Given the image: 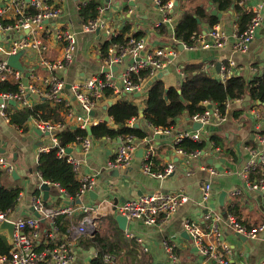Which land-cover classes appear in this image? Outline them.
Listing matches in <instances>:
<instances>
[{
	"label": "crops",
	"instance_id": "1",
	"mask_svg": "<svg viewBox=\"0 0 264 264\" xmlns=\"http://www.w3.org/2000/svg\"><path fill=\"white\" fill-rule=\"evenodd\" d=\"M83 1L63 0L62 14L56 21V27L69 25L78 28L82 23L79 20L78 11ZM133 1L134 5H129L127 0H110L109 2L100 0L99 6L103 7V21L106 22L108 28L115 30L126 22H130L132 32L136 30L142 32L140 38L145 40L147 49L171 48L173 55L158 70L165 72L161 79L167 86L177 85L180 78L185 75V66L190 64L200 66L199 71L207 73L212 78L217 77L216 63L228 64L230 60L235 64L234 75H242L248 80L254 76L263 75L264 0H245L251 4H262V21L249 48L244 52L233 49L234 34L239 31L237 14L231 9L218 10L221 17L216 15L218 21L213 25L221 28L226 34L225 43L221 46L210 45L212 38L208 35V31L211 27L207 21H203L200 34L204 36L203 41L207 45L203 48L197 40L195 43L198 46L192 48L174 38V27L182 14L180 7H172L170 10L172 18L170 23L159 24L162 14L152 0ZM201 1L185 2L184 7L190 9ZM6 2L7 0H0V5ZM207 8L210 12L212 9H216L209 3ZM129 9L132 11L129 12ZM7 16L10 17L11 13L9 12ZM49 24L55 26L52 21ZM162 26L165 28V33L160 31ZM103 33L105 32H99V35L95 32L78 34L73 63L60 72L67 83L85 79L91 74L103 75L102 66H107L105 60L111 55L108 50V56L105 59H99L100 53L97 44L99 40L108 36ZM42 39L47 45L44 56L49 61L61 56L63 42L54 36V29L51 33L43 32ZM179 43L183 44L181 48L178 46ZM23 57L24 64L34 73H46V68L39 65V54L36 51L29 50ZM131 59L128 56L124 57L121 63L116 64V71H109L115 78V82L120 80L122 72L127 68ZM26 79L25 77L24 80ZM145 83L146 81L141 79V88ZM145 91L138 97L130 93L125 96L133 97L135 103L142 108L143 101L141 99ZM115 95L119 96L120 94ZM64 97L69 100L71 107L77 113L81 112L77 101L70 95L68 87L65 89ZM37 101H43V99ZM37 101H32L30 104ZM103 105L101 104L95 110L98 117H103L106 114ZM19 107H21L19 104H10L8 110L12 111L13 108ZM225 107L224 120L211 124L209 130L204 134L205 139L214 134L220 143L215 146L211 139L206 141L201 154L195 158H188L175 151L173 141L175 135L180 131L193 129V122L185 114L177 119L175 125L169 128L167 133L154 128L142 117L130 119L128 124L131 126L138 124V128L146 132V136L141 139L142 144L126 166L111 168L106 165L118 145V136L101 138L91 136L92 146L88 151L81 152L75 149L71 153L75 159L73 166L78 180L87 173L95 175L93 189L98 193V198L94 201L87 193L82 198V203L94 206L92 213L96 223V232L113 238L116 235L113 226L114 220L121 232L122 239H124V243L118 244V249L115 252L109 251L115 254L116 264H171L163 246L165 240L173 245L179 264H217L213 260L209 261L204 258L196 250L192 238L184 229V221L186 218H191L202 229L204 240L214 244L215 239L208 229L212 219L202 218V214L207 208L213 214L223 217V211L226 213L227 205L236 204L239 212L238 217L245 225L253 227L264 223V192L258 193L254 189H249L245 177L241 174L245 162L251 157L250 149L259 147L255 138L256 132L264 134V102H252L249 96L245 95L241 98L227 100ZM62 116L64 119L66 118L65 115ZM108 124L116 127L112 121ZM25 127L19 128L0 115V149H3L0 156L6 159L7 164L12 170L15 169L16 173V176L13 177L11 169L10 172L1 169L0 178H9L11 182L3 184L0 179V184L2 183L4 186L18 184L22 188L18 205L12 212L13 217L33 214L31 199L35 195V190H38V195L43 197V191L39 188L43 179L37 170V160L40 148L49 141V135H46L45 132L35 131L33 118L27 121ZM148 145L154 146L151 158L153 170H159L169 162L175 164L174 171L169 176L160 179L152 177L142 170L143 154ZM141 147L143 153L138 151ZM210 160H212V164L209 162ZM210 165L217 169V174L214 176L207 170ZM205 182H210L212 188L211 198L206 204L201 202V186ZM48 185L50 186L48 197L44 200L48 207L64 204L67 198L60 193L55 183ZM155 190H182L187 194L188 200L181 204L167 220H159L156 224L146 225L138 219H127L125 229L119 228L114 218L117 214L116 209L113 210L114 199L117 200L116 206H118L126 200L135 199L143 193ZM222 191L225 192V197L223 204L220 205L219 196ZM235 191L238 192L235 193ZM79 217L80 214H76V218ZM48 223L47 220H40L39 232L42 239L46 229L50 228ZM217 224L221 234L219 239L229 249L225 256L230 264H264V231L254 239L242 238L222 219L218 220ZM66 232L67 230L64 234ZM126 232H131L133 237H126ZM1 234L7 238L5 231H2ZM117 234L119 233L117 232ZM62 235L57 231L54 240L58 241ZM84 240L85 238L74 246L73 259L70 264H89L94 248H84L79 244ZM142 247H146L147 250H143ZM217 248L219 249L220 246L217 245Z\"/></svg>",
	"mask_w": 264,
	"mask_h": 264
},
{
	"label": "built area",
	"instance_id": "2",
	"mask_svg": "<svg viewBox=\"0 0 264 264\" xmlns=\"http://www.w3.org/2000/svg\"><path fill=\"white\" fill-rule=\"evenodd\" d=\"M152 1L162 14L159 24L170 23L172 21L170 10L174 7L173 0L165 3L161 0ZM238 4L242 6L246 13L250 14L249 23L246 28L234 34L233 49L244 52L249 48L257 29L261 25L262 4H251L245 0H239ZM62 7L63 0H7L6 3L0 5V33L10 36L9 39L0 41V81L11 80L17 84V90L13 93L0 92V98L3 100L0 103V115L9 121L7 109L10 104L8 100H14L15 104H19L21 107L30 106L32 105L30 104L32 101L42 99L48 100L52 104H63L64 110H62V115L66 117L64 121L50 122L34 119V124L36 128L42 132H48L49 135L48 143L40 148V152L48 151L50 148L57 146V155L61 157L66 154L67 160L73 164L75 159L71 153L75 149L81 152L88 151L92 146L91 135L78 136L76 141L71 142L66 147L72 150L71 153H67L64 146L58 145L56 132L65 126L72 129H86L87 126L96 125L101 121L105 122L104 116L98 117L89 114L91 110H96L101 104H104L105 89H111L114 94H132L141 90L142 77L138 76V82H135L132 79V74L137 75L140 70L146 69L150 76H152L169 61V57L173 55V51L170 47L147 49L143 38L137 39L131 37L124 45L112 44L109 48L111 55L105 60L106 65L111 66L121 63L122 59L127 56L133 59V62L122 72L120 80L115 82V78L111 75V72H104L102 73L103 75L91 74L85 79H77L67 83L60 75V72L73 63L78 34L93 33L96 29H99V32H105V34L109 35L113 29L108 28L106 22L103 21L102 6L98 7V15L94 19L80 23L78 28H73L69 25L56 27V21L62 14ZM31 8H33V11L30 10ZM131 11L132 9H129V12ZM9 12L11 13L10 17L7 16ZM50 21L54 23V27L49 24ZM53 29L54 36L63 42V52L60 57L49 61L44 56L47 45L42 39V34L43 32L51 33ZM208 35L212 38L210 44L212 46H221L226 41V34L218 26L211 27ZM203 38L202 34H198L195 37L196 41L199 40V45L204 48L207 44L204 43ZM196 46H198L197 43L187 47L194 48ZM21 49H25L23 56L29 50L36 51L39 54V65L44 69L46 68V73H34L31 70L23 74L10 66L6 61L7 55L14 54ZM21 60L23 62L22 58ZM234 65L232 60L228 61V64L220 63L217 78L225 81L227 78L233 76ZM25 77L27 78L26 80H24ZM67 84H69L68 90L70 95L77 101L80 107V113H77L71 107L69 100L64 97ZM209 103V101L204 100L203 105L206 106V109L201 113L193 114L190 120L192 122H200L201 125H211L224 120L225 117L224 115H220L217 106L212 103V106L209 107ZM111 121L112 118L109 116V121L106 122L109 123ZM156 129L162 130L165 133L169 132V129H162L161 127ZM207 131L201 127L198 130L190 129L178 132L173 140L175 151L188 158L198 157L201 154L199 149L186 152L176 145L184 138L201 142L205 139L204 134ZM255 138L259 147L250 149L251 157L245 162L241 169V174L245 177L249 189L260 190L264 189V134L256 132ZM141 144L142 140L132 134L119 135L118 145L114 149L112 158L107 161V167L117 168L128 165ZM153 153L154 146L148 145L143 154L142 170L150 176L160 179L169 176L174 171L175 164L169 162L163 168L153 170L151 168ZM1 169H6L8 172L11 169L3 156H0ZM255 169L259 170L258 178L253 181L248 180L249 172ZM207 170L213 176L217 174L216 167L212 165L208 166ZM95 180V175L91 173L82 176L79 180L80 184L76 198L74 199H70L66 195L65 190L55 183L60 193L67 198L64 204L48 207L44 205L42 196H33L31 205L33 210L39 213V217L35 216L34 213L27 217H13V209L0 210V223L9 221L14 224L11 247L7 253L0 254V264H70L73 259L74 246L84 238H91L96 232V223L92 213L94 206L82 203V198L89 190L93 189ZM42 182L46 184L51 183L46 180ZM211 191L210 182L202 184L201 202L204 204L208 203L211 198ZM237 192L235 191V193ZM76 199L81 200V203H75ZM187 200L188 196L182 190H155L143 193L135 199L122 202L116 207V212L127 219H138L146 225H153L158 223L159 220L170 218L177 208ZM76 214H80V217L76 218ZM61 215L69 218L70 223L66 234L62 235L58 241H55L54 235L58 231L56 220ZM202 218L206 220L212 219L208 225V229L215 239L214 244L207 243L204 240L202 229L191 218H186L184 221V229L192 238L196 250L204 258L209 261L213 260L217 264H230L225 256L229 249L219 239L221 234L217 224L218 220L222 219L237 235L245 238H257L260 232L264 231V223L249 227L238 220L236 215L231 212H226L223 217H220L218 214H213L207 208L202 214ZM41 219L47 220L50 227L46 229L43 239L39 232ZM125 236L131 238L133 234L126 232ZM48 241L53 244H49ZM217 245L220 246L219 249ZM163 246L171 264H179L173 245L165 240ZM142 248L145 251L147 250L146 247ZM99 255L103 264H116V256L112 252L94 249L91 258L98 257Z\"/></svg>",
	"mask_w": 264,
	"mask_h": 264
},
{
	"label": "trees",
	"instance_id": "3",
	"mask_svg": "<svg viewBox=\"0 0 264 264\" xmlns=\"http://www.w3.org/2000/svg\"><path fill=\"white\" fill-rule=\"evenodd\" d=\"M161 1L165 3L169 0ZM188 1L195 0H178L176 7L181 8L182 14L174 27L175 40L181 41L187 46L195 44V37L200 34L203 21H207L210 27L218 21L216 15L211 14L207 8L208 3L215 7L217 11H227L230 9L235 11L239 32L243 31L249 23L250 14L246 13L242 6L238 4L239 0H202L190 9H186L184 3ZM100 4V0H84L78 11L79 20L83 23L94 19L98 15V7ZM30 10L33 11V8ZM160 31L165 33L164 26H162ZM141 36V31H131L130 22H126L117 30L113 29L107 38L99 40L97 44L100 53L99 59L102 60L108 56V50L112 44L124 45L131 37L138 39ZM199 68L200 66L194 64L186 65L184 68L185 75L180 78L177 85L167 86L161 78L152 82L141 99L143 101L142 108L135 103L133 97L125 96L127 93H121L119 96H116L111 89H105L104 104L108 100L111 101V104L105 109L106 114L112 118L113 125H116V127H113L106 121H101L91 126V136L101 138L132 134L138 139H143L146 136V132L138 127L129 125L128 121L130 119L142 117V119L149 122L154 128L161 127L162 129H169L175 125L180 116L185 114L190 118L193 114L203 112L206 109V106L203 105L204 100L213 102L222 116L226 112L225 102L227 100H233L247 95L252 102H264V73L261 76H254L250 80L242 75H233L225 81H221L217 77L212 78L207 73L199 71ZM138 76L142 77L143 81H147L151 77L146 69L140 70L137 75L132 74V79L138 82ZM16 90V82L11 80L0 81V92L13 93ZM62 110H64L63 104H52L48 100H43L37 101L30 106L13 108L12 111L7 109V115L11 124L19 128H24L30 118L39 121L62 122L64 121L61 115ZM140 110L143 112L142 116L139 114ZM86 135H88L86 129H72L66 126L56 132L58 145L64 146L65 148L71 142L76 141L78 136L84 137ZM210 139L215 146L220 143L218 137L213 134L201 142L184 138L176 146L186 152L195 149L202 151L206 145V141ZM37 170L43 180L58 184L59 187L65 190L66 195L70 199L76 198L80 184L77 179L76 170L73 164L67 160L66 154L61 157L57 155V146L39 153ZM258 176L259 170H252L248 174V180L253 181ZM21 190L22 188L18 184L4 186L1 183L0 210L4 211L8 208L15 210L18 205ZM38 193V190H35L34 196H39ZM44 205H47L46 202H44ZM226 212L233 213L240 220L238 217V206L236 204L227 205ZM69 223V218L64 215L57 218L56 224L58 232L61 235L67 230ZM113 226L116 231V235L113 238L95 232L91 238H85L79 244L88 249L94 248L99 251L115 252L118 249V244L124 243V239H122L121 232L114 220ZM49 244L53 243L49 242ZM10 247L8 239L0 233V254L7 253ZM89 264H103L101 256L91 258Z\"/></svg>",
	"mask_w": 264,
	"mask_h": 264
},
{
	"label": "water",
	"instance_id": "4",
	"mask_svg": "<svg viewBox=\"0 0 264 264\" xmlns=\"http://www.w3.org/2000/svg\"><path fill=\"white\" fill-rule=\"evenodd\" d=\"M106 1L109 2L110 0H106ZM127 3H128L129 5H134V1H128ZM177 5H178V0H173V6L176 7ZM211 13L217 15L219 18L221 17V13L218 12L216 9H212V10H211ZM25 32H27V31L25 30ZM95 34L99 35V29H96V30H95ZM103 34H105V33H103ZM9 38H10L9 35H2V34L0 33V41H1V40H6V39H9ZM182 45H183L182 43H179V44H178V46H179L180 48L182 47ZM24 54H25V49H21V50H19L18 52L14 53V54H9V55H7V57H6V61H7V63H8L10 66H12L13 68H15V69L19 70L20 72H22L23 74H25L26 72H29V71L32 70L31 68L26 67V66L24 65V63L22 62L21 58H22V56H23ZM136 59H139V58H136ZM132 62H133V59L130 60V63H132ZM130 63H129V64H130ZM219 66H220V62H217V63H216V70H217V71H219ZM101 70H102L103 73H104V72H109V71L114 72V71L117 70V65L102 66V69H101ZM164 74H165V72H163V71H158V72H156L155 74H153V75H152V76L146 81V83L142 86L141 90L136 91V92H133L132 95H133V96H136V97L140 96V95H141V94H142V93H143V92L149 87V85L152 84V82H154V81L157 80V79L162 78V76H163ZM66 86L68 87L69 84H67ZM2 102H3V100L0 98V103H2ZM8 103H9V104H12V105H15V101H14V100H8ZM212 103H213V102H210L208 106L211 107V106H212ZM110 104H111V101L108 100V101L106 102V104L103 105V109H106L107 106L110 105ZM89 114H90L91 116H97L95 110H91V111L89 112ZM139 114H140V116L143 115L142 110H140ZM104 120H105V121H109V115L105 114V115H104ZM192 125H193L192 127H193L194 130H198V129H200L201 127H202L203 129H206V130H209V128H210V125H201L200 122H193ZM134 126L137 128V127H138V124H134ZM86 130H87L88 134L91 135V126H87V127H86ZM35 131L38 132V133H41V132H42V131H41L40 129H38V128H35ZM45 134L48 135V132H45ZM71 151H72L71 148H66V152H67V153H71ZM138 151L141 152V153H143V148L141 147ZM0 152L3 153V149H0ZM209 162L212 164V160H210ZM11 175H12L13 177L16 176L15 169H13V170L11 171ZM39 188L43 191V197H42L43 200L47 199V197H48V193H49L48 191H49L50 186H49L48 184L44 183V182H41ZM255 191L258 192V193H263V192H264V189H262V190H255ZM87 193L89 194V196H90L94 201L97 200V198H98V193H97L94 189L89 190ZM224 197H225V192L222 191V192L220 193V196H219V204H220V205L223 204ZM75 203L80 204V203H81V200L76 199V200H75ZM116 205H117V200L114 199L113 210L116 209V207H117ZM31 210H32V212L35 214V216H37V217L40 216L39 213H38V212H35V211L33 210L32 207H31ZM223 214H225V211H223ZM114 218H115L116 222L118 223L119 228H121L122 230H124L125 227H126V224H127V218H126L125 216H123V215L118 214V213L114 216ZM2 231H5V232H6L7 239H8V241H9V243L11 244L12 241H13L14 224H13L12 222H9V221H3V222H1V223H0V233H1ZM241 237H242V238H245V237H243V236H241Z\"/></svg>",
	"mask_w": 264,
	"mask_h": 264
},
{
	"label": "rangeland",
	"instance_id": "5",
	"mask_svg": "<svg viewBox=\"0 0 264 264\" xmlns=\"http://www.w3.org/2000/svg\"><path fill=\"white\" fill-rule=\"evenodd\" d=\"M1 181H2L3 184H6L8 182H11V180L9 178H1ZM23 217H27V216L25 214H23Z\"/></svg>",
	"mask_w": 264,
	"mask_h": 264
}]
</instances>
